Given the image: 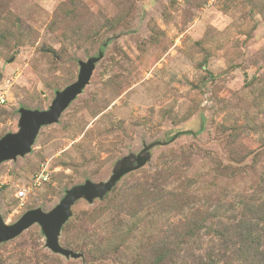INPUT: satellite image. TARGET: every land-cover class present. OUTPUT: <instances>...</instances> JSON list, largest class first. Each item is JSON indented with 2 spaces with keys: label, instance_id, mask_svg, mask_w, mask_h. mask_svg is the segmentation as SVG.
Returning <instances> with one entry per match:
<instances>
[{
  "label": "rangeland",
  "instance_id": "1",
  "mask_svg": "<svg viewBox=\"0 0 264 264\" xmlns=\"http://www.w3.org/2000/svg\"><path fill=\"white\" fill-rule=\"evenodd\" d=\"M89 59L81 93L0 164L2 220L49 212L153 145L149 159L71 207L58 243L76 258L34 224L0 264H264V0H0V138Z\"/></svg>",
  "mask_w": 264,
  "mask_h": 264
},
{
  "label": "water",
  "instance_id": "2",
  "mask_svg": "<svg viewBox=\"0 0 264 264\" xmlns=\"http://www.w3.org/2000/svg\"><path fill=\"white\" fill-rule=\"evenodd\" d=\"M94 68V59L81 62L77 81L63 91L56 92L55 98L47 110L19 109L18 131L7 133L0 138V164L5 161L14 160L17 157H22L31 151V146L40 128L53 124L58 120L70 102L88 84ZM152 146L147 145L136 156H132L135 165H132L129 157L123 159L121 166L112 172V175L106 182L95 185L90 181H86L82 185L70 188L65 192L60 202L49 212H43L39 208L28 210L11 225H7L0 215V243L11 241L30 226L38 224L41 227L42 234L46 238V247L51 252L65 257L76 258L78 255L62 248L58 243L61 228L71 216V207L79 198H83L87 203H92L95 199L103 198L122 177L140 169L146 164L149 159L147 151Z\"/></svg>",
  "mask_w": 264,
  "mask_h": 264
},
{
  "label": "built area",
  "instance_id": "3",
  "mask_svg": "<svg viewBox=\"0 0 264 264\" xmlns=\"http://www.w3.org/2000/svg\"><path fill=\"white\" fill-rule=\"evenodd\" d=\"M48 178H49L48 172H46L45 169H42L39 174L33 176L32 181L28 184L27 187L24 186L18 188L15 197L22 202L27 198L28 193L32 191L33 188L40 186V184L46 182Z\"/></svg>",
  "mask_w": 264,
  "mask_h": 264
}]
</instances>
